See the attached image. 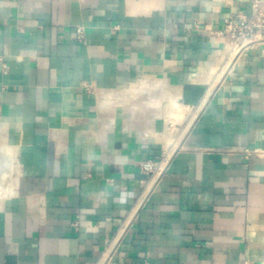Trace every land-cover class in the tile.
<instances>
[{"label":"crops","instance_id":"0c3cea01","mask_svg":"<svg viewBox=\"0 0 264 264\" xmlns=\"http://www.w3.org/2000/svg\"><path fill=\"white\" fill-rule=\"evenodd\" d=\"M249 4L0 0V264H264V42L218 35Z\"/></svg>","mask_w":264,"mask_h":264},{"label":"built area","instance_id":"2783aa9c","mask_svg":"<svg viewBox=\"0 0 264 264\" xmlns=\"http://www.w3.org/2000/svg\"><path fill=\"white\" fill-rule=\"evenodd\" d=\"M218 35L226 40L227 58L232 56L231 62L250 45L264 42V0H250L247 11L229 13ZM75 41L85 43L84 28L81 25L76 29ZM164 158L163 155L159 161H143L140 168L147 175L158 177L165 167Z\"/></svg>","mask_w":264,"mask_h":264},{"label":"bare ground","instance_id":"6f19581e","mask_svg":"<svg viewBox=\"0 0 264 264\" xmlns=\"http://www.w3.org/2000/svg\"><path fill=\"white\" fill-rule=\"evenodd\" d=\"M162 91H164V90H162ZM152 92V91H151ZM145 93V90H143V89H137V90H134V91H132L128 96L129 97H127L126 98V103L127 104H130L129 102L130 101H135V99H136V96H137V94L138 95H141V94H144ZM170 93V92H169ZM143 97V96H142ZM146 97H150V95L149 96H146ZM171 97H173V96H171ZM145 98V97H144ZM143 98V99H144ZM135 102H137V101H135ZM146 103V102H145ZM169 103V102H168ZM108 103H105V105H107ZM174 104H175V102H174ZM177 104V103H176ZM146 105V104H145ZM164 106V105H163ZM166 106V105H165ZM171 106V105H170ZM166 108V107H165ZM166 110V109H165ZM139 112V111H138ZM135 114V113H134ZM155 116V115H154ZM154 116H153V118H154ZM165 135H168L167 134V132H165ZM2 136V135H1ZM5 146H4V144L1 142V140H0V158H2V156H3V168H1L2 169V171L0 172V189H1V187L3 186V184H2V182L1 181H3V178H2V175L4 176V173H5V168L8 166V162L6 161V159H5V155H6V150H8L7 148H6V150H5ZM6 156H9V153H7V155ZM10 162V161H9ZM10 164V163H9ZM2 167V166H1ZM6 178V177H5ZM10 185V184H9ZM7 192H8V194L10 195V194H12L11 192H12V188H9L8 190H7ZM5 194H3L2 195V197H0V200H2L3 199V196H4Z\"/></svg>","mask_w":264,"mask_h":264},{"label":"rangeland","instance_id":"374dc122","mask_svg":"<svg viewBox=\"0 0 264 264\" xmlns=\"http://www.w3.org/2000/svg\"><path fill=\"white\" fill-rule=\"evenodd\" d=\"M231 57H232V56H229V57L227 58V59H228L227 62H229V63L231 62ZM182 112H183V111L181 110L179 116L182 115ZM179 116H178V117H179ZM176 117H177V116H176ZM176 119H178V118H176ZM172 129H173V128H170L169 131L171 132ZM167 134L169 135V133H167ZM168 135H165V136L167 137ZM165 136H164V137H165ZM5 177H6V172L4 173V176H2L3 181H1V182H2L3 186H2L1 189H0V197H2L3 194H5L4 196H6V194L8 193L7 190L11 187L10 180L8 181V179L5 178ZM9 184H10V185H9ZM4 196H3V197H4Z\"/></svg>","mask_w":264,"mask_h":264}]
</instances>
